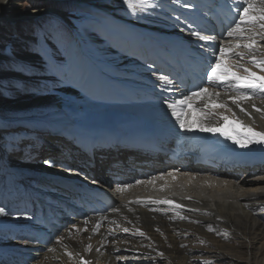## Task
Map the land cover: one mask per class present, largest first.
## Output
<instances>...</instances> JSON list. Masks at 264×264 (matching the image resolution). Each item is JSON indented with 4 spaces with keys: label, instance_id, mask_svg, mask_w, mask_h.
I'll use <instances>...</instances> for the list:
<instances>
[{
    "label": "bare ground",
    "instance_id": "1",
    "mask_svg": "<svg viewBox=\"0 0 264 264\" xmlns=\"http://www.w3.org/2000/svg\"><path fill=\"white\" fill-rule=\"evenodd\" d=\"M8 1L3 0L1 3L0 18ZM81 1L93 5L95 2V0ZM157 1L170 3L168 0ZM208 1L214 3L213 9L216 11L237 13V0ZM171 2L175 6L172 8L179 19L170 20L164 16L161 18L159 28L154 30L153 36L146 29L142 30L144 27L138 22H119L115 25L123 31L118 39V42L122 44L119 46L117 43V45L121 47L120 51L124 57L121 62H125V65L120 69L114 70L112 66L109 69V71L113 70L116 77L108 75L104 70L106 68L99 66L86 54L87 59L93 60H89L93 72H91L92 78L88 81L87 91L94 101H100L105 105L89 104L92 99L89 96L84 97L79 90L82 87L79 72H72L64 73L63 80L78 90L68 100H63L61 97H47L31 104L21 105L16 110L25 109L36 114L45 113V115L57 113L58 117L66 118L70 122H76L78 119L88 116L106 119L107 115L114 118L133 115L144 119L149 118L157 123L160 119H165L167 122L162 121L161 128L169 136V146L176 147L179 154L193 163L199 158L200 149L204 145L202 138L208 133L198 129L185 131L179 128L178 122L171 115L163 100L180 99L186 95L177 90L174 84L170 90H161L160 81L155 78V75H149V71H154V68L160 69L157 65L162 68L169 66L172 71H175L176 65H183L184 59L191 63L194 70L200 71L201 69L202 72L207 70L210 53L197 47L199 42L189 36L188 27L191 25L192 28L198 30L202 25L197 17L201 13L200 5L207 0H171ZM185 4L191 5V7H185ZM156 8L160 12L159 15H162L161 7ZM54 12L56 11L53 9H44L32 13L31 17ZM114 22L118 21L114 20ZM163 37L170 39L164 40ZM238 42L243 43L232 38L229 44L235 45ZM261 44H264V41L260 42L257 47L260 53H264V47H261ZM235 51L245 50L237 48ZM177 52L182 54L183 59L174 58ZM227 63L241 75L244 74L241 65L258 75H264V72H261L248 59H229ZM158 71L161 74V69ZM204 87H209L210 92H219V96L214 95L213 100L217 103H226L232 109V111L215 109V114L209 117L205 121L206 123L223 126L224 121L220 117L227 115L230 120L239 119L256 131L264 132V117L252 108V105L255 104L264 109V99L256 97L241 102L242 106L251 113L250 118L232 104L230 97L235 96V92L208 84H205ZM207 99V97L203 100L193 98L194 105L202 106L207 102ZM106 105L115 108L108 109ZM153 111H156L154 116L150 115ZM233 112H235V116H233ZM191 115L195 119L199 114L193 112ZM60 118L53 120L58 121ZM55 121H46L44 126L51 128L49 131L57 135L60 132H57L59 129H56V124L58 122L54 123ZM4 125L0 123V128ZM23 126L20 131H27L28 127ZM44 126L34 127L32 130L36 133L30 134V137L25 133V136L29 138L26 143L36 150L32 151L29 156L24 153L17 156L19 159H27V161H41L40 164L36 161V168L41 165L39 169L42 171L45 170L42 166L44 155L47 154L48 157L58 159V151L62 150L60 142L48 144L49 140L38 132L45 131ZM213 135L223 141L222 148L216 153V162H231L234 168L226 170V174L234 179L233 181H225L216 186L208 181V185L205 186L201 180L193 181L192 175H184L183 189L173 191L174 194L180 195L183 191L188 190L184 196L157 197L141 205H122L108 216L92 217L85 214L83 218L77 220L73 216L61 215L62 223L67 222L68 225L57 229L58 235L49 247L40 251L36 249L37 256L33 258V264H80V257L89 261L90 264H217L216 260L220 257L214 255H222L238 261H241L243 257H248L247 264H256L255 260H259L258 264L261 262L264 264V245L261 244L264 239V187L261 184L264 180L249 178V175L256 171L260 172V175H264V145L253 144L249 148H240L218 133ZM32 136L40 139L32 140ZM8 138L12 147L16 141L12 140L13 137ZM70 150L74 151L73 148H70L69 154L72 152ZM9 151L12 149L10 148ZM123 153L115 161H112L110 157L107 160H98L97 168L101 170L105 168L101 164L106 161L110 164L106 168L112 172L142 166V160L137 157L123 158ZM107 155V153L104 154V156ZM12 158H9V162ZM24 163L20 161L19 165H24ZM34 169L35 165L32 169L28 167L19 169L13 166L8 163L6 154L3 155V159L0 158V207H4L8 212V215H0V250L14 260H17L15 256L17 253L34 246V243L29 239L18 238L19 234L26 235L29 232L27 226L31 224L29 218L32 216L28 211L38 212L37 200L55 206L60 198L59 192L55 191L53 187L46 188L30 184L31 179L36 177L40 182H50L52 186L55 185L54 176L51 175L52 170L46 169L43 174L33 172ZM240 172H242L241 177H239ZM80 173L81 170L78 169L74 176L77 177ZM56 182L65 185L61 180ZM70 188H74V186H70ZM160 193H162L161 187L156 186L155 191L148 195L153 197ZM164 200H171L173 204L156 203ZM181 217L184 218L181 219ZM85 220L88 221L87 224L84 223ZM209 225L213 231L208 230ZM124 228L129 231L124 232ZM141 232L144 235H140ZM59 237H64V239L57 243ZM237 239L241 241L242 245L236 252L234 240ZM88 245H91V251H85ZM48 249H54V251H48ZM69 251L73 253L71 257L66 255V252Z\"/></svg>",
    "mask_w": 264,
    "mask_h": 264
},
{
    "label": "rangeland",
    "instance_id": "2",
    "mask_svg": "<svg viewBox=\"0 0 264 264\" xmlns=\"http://www.w3.org/2000/svg\"><path fill=\"white\" fill-rule=\"evenodd\" d=\"M90 1L86 0V2ZM168 1H170L169 4L151 0L157 7H161L162 15H159L160 12L156 7L149 8L144 12H140L138 9L137 14L133 15L122 0H95L94 5L85 4L81 0H9L0 18V118L3 117L5 120L22 119L35 126H41L46 121H55L53 119L60 118L57 113L45 115V113L36 114L25 109L16 110L21 105L31 104L47 97H61L63 100H68L72 94L77 92L78 88L64 80L61 82V78L49 70L53 56L57 61L63 62V73L79 72L82 81V87L79 90L84 97L89 96L92 99L90 101L87 98L90 101L89 104L105 105L100 101H94L87 91L88 81L92 78L91 72H93L89 60H95L96 62H94L99 66L106 68L104 70L108 75L116 77L113 70L109 71V69L111 66L114 70L120 69L125 65V62H121L123 54L119 46L122 43L118 42L121 37L120 33L123 31L115 25L119 22H138L144 27L142 30L146 29L153 36L154 30L159 28L161 18L166 16L171 20L178 17L172 8L175 6L172 5L171 0ZM2 2L3 0H0V7ZM44 9H53L56 12H54L55 14L48 13L31 17L32 13ZM114 20L118 22H114ZM145 24L146 26H144ZM55 31L64 32L68 37L67 46L56 51L48 46L45 39ZM157 38L160 40L159 37ZM163 39L170 38L163 37ZM86 54L93 60L87 59ZM182 57V54H178V52L174 56L178 60L183 59ZM90 66L92 68H89ZM158 70L154 68V71H149V75H155L157 79V76L161 75ZM85 76L86 78H84ZM106 106L108 109L115 108L111 105ZM154 114L156 111L150 113L152 116ZM96 119L94 118V120ZM0 123L7 125L4 120H1ZM12 140L16 141L15 138ZM19 141L25 142L24 139ZM3 155H0L1 159H3ZM130 157L140 159L139 155L134 153H123V158L129 159ZM8 163L15 166L9 161ZM101 165L110 166L107 161ZM256 173L258 175L252 179L264 180V175H260V172ZM249 178H251L250 175ZM261 185L264 187V182ZM240 242L238 239L234 240L236 252L242 245ZM261 244L264 245V239ZM201 254L204 253L201 252ZM214 256L220 257L216 260L217 264H247L248 258L243 257L241 261H238L222 255ZM255 261L256 264L259 263V260Z\"/></svg>",
    "mask_w": 264,
    "mask_h": 264
},
{
    "label": "snow or ice",
    "instance_id": "3",
    "mask_svg": "<svg viewBox=\"0 0 264 264\" xmlns=\"http://www.w3.org/2000/svg\"><path fill=\"white\" fill-rule=\"evenodd\" d=\"M122 2L133 15L137 14L138 9L140 12H144L149 8L157 7L151 0H122ZM185 7H191V5L185 4ZM236 8L238 18L234 19L226 35L243 43L229 44L227 47L221 45L217 48L213 44L216 40L215 35L207 34L204 30H196L191 25L188 26L189 36L199 42L197 47L210 53L205 74L208 85L217 88L222 87L235 92L236 95L230 97L232 104L240 112L251 118V113L242 106L241 102L256 97L264 99V75H258L256 72L242 67V65L241 68L244 74L241 75L238 71L233 70V66L229 65L227 60L233 58H238L239 60L248 59L261 72H264V53H260L257 47L260 42L264 41V0H237ZM45 39L48 46L54 51L64 48L68 44L67 35L60 31L52 32ZM260 46L264 47V44ZM237 48H243L245 51H235ZM258 56L259 58H257ZM62 68L63 62L57 61L53 56L49 64V70L60 77L61 82L64 77ZM157 79L160 81L159 87L161 90H170L173 86V80L167 75H158ZM214 95L218 97L219 92L213 93L209 91V87H199L188 96L173 100L164 99L163 103L178 122L181 130L192 131L198 129L201 132L218 133L240 148H249L253 144L264 145V132L256 131L239 119L230 120L229 116L222 115L220 119L224 121L223 126H213L206 123L205 121L215 114V109L232 111L226 103L215 102L213 100ZM205 97L208 99L202 106L194 105L193 98L203 100ZM252 108L264 117V109L257 107L255 104L252 105ZM193 112L199 114L195 119L191 115ZM233 116H235V112H233ZM43 163L49 167L56 166V161L52 158L45 159ZM67 170L73 171V169ZM168 175H171V173H168ZM136 183H141V181L138 180ZM126 187L128 185H122L120 190ZM156 203L173 204V201L164 200ZM0 215H8L4 207H0ZM183 218L181 217V219ZM84 223L87 224L88 221L85 220ZM73 227H76V225H73ZM208 230L213 231L211 225L208 226ZM85 231H87L86 228ZM123 231L128 232L129 229L124 228ZM140 235H144V233L141 232ZM63 239L64 237H59L57 243H60ZM48 251H54V249H48ZM85 251H91V245H88ZM66 255L71 257L73 253L69 251L66 252ZM161 255L163 254L161 253ZM80 264H90V262L80 257Z\"/></svg>",
    "mask_w": 264,
    "mask_h": 264
}]
</instances>
